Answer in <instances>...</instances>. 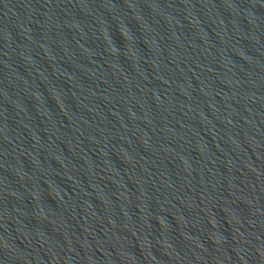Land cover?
Segmentation results:
<instances>
[{
	"label": "water",
	"instance_id": "1",
	"mask_svg": "<svg viewBox=\"0 0 264 264\" xmlns=\"http://www.w3.org/2000/svg\"><path fill=\"white\" fill-rule=\"evenodd\" d=\"M0 264H264V0H0Z\"/></svg>",
	"mask_w": 264,
	"mask_h": 264
}]
</instances>
